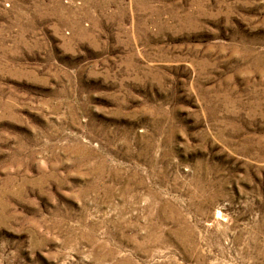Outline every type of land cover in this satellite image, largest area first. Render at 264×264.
<instances>
[{
    "label": "rangeland",
    "instance_id": "rangeland-1",
    "mask_svg": "<svg viewBox=\"0 0 264 264\" xmlns=\"http://www.w3.org/2000/svg\"><path fill=\"white\" fill-rule=\"evenodd\" d=\"M0 264H264V0H0Z\"/></svg>",
    "mask_w": 264,
    "mask_h": 264
}]
</instances>
